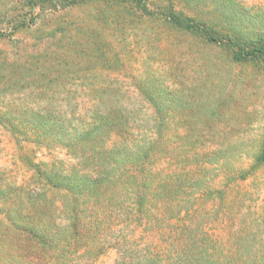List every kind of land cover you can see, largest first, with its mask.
<instances>
[{"label": "trees", "instance_id": "obj_1", "mask_svg": "<svg viewBox=\"0 0 264 264\" xmlns=\"http://www.w3.org/2000/svg\"><path fill=\"white\" fill-rule=\"evenodd\" d=\"M252 9L0 0V150L23 172L0 167V264H264V203L243 190L264 141L230 168L194 130L223 104L198 87L205 51L264 60V3Z\"/></svg>", "mask_w": 264, "mask_h": 264}, {"label": "rangeland", "instance_id": "obj_2", "mask_svg": "<svg viewBox=\"0 0 264 264\" xmlns=\"http://www.w3.org/2000/svg\"><path fill=\"white\" fill-rule=\"evenodd\" d=\"M240 1L252 6L253 11L259 9V3H264V0ZM205 53L208 65L203 69L198 68V87L205 83L203 87L200 86L201 89L212 94L211 99L216 96L223 98V104L220 106V115L210 118L209 127L196 121L194 130L213 135L214 143L209 147L225 153L228 167H246L260 152L264 141V60L235 64L220 49ZM45 154L41 152L40 157L47 159ZM54 155L65 157L61 151ZM0 167L10 177H22L21 166L9 145L0 150ZM243 190L247 197L254 199V204L260 206L264 203V165L255 176L244 182ZM254 209H244L246 218L255 217ZM256 227L264 230V224L252 225V228ZM114 257V253L109 252L101 258L100 264H113Z\"/></svg>", "mask_w": 264, "mask_h": 264}]
</instances>
